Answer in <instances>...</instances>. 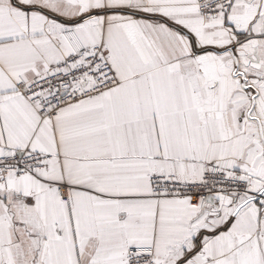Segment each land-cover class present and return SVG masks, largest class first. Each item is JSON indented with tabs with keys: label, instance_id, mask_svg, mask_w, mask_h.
<instances>
[{
	"label": "snow or ice",
	"instance_id": "1",
	"mask_svg": "<svg viewBox=\"0 0 264 264\" xmlns=\"http://www.w3.org/2000/svg\"><path fill=\"white\" fill-rule=\"evenodd\" d=\"M0 264H264V0H0Z\"/></svg>",
	"mask_w": 264,
	"mask_h": 264
}]
</instances>
